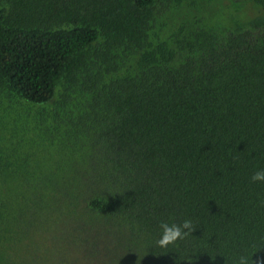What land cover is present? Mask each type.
<instances>
[{
	"label": "trees",
	"instance_id": "1",
	"mask_svg": "<svg viewBox=\"0 0 264 264\" xmlns=\"http://www.w3.org/2000/svg\"><path fill=\"white\" fill-rule=\"evenodd\" d=\"M213 1L0 0V264H264V0Z\"/></svg>",
	"mask_w": 264,
	"mask_h": 264
},
{
	"label": "clouds",
	"instance_id": "2",
	"mask_svg": "<svg viewBox=\"0 0 264 264\" xmlns=\"http://www.w3.org/2000/svg\"><path fill=\"white\" fill-rule=\"evenodd\" d=\"M250 181L254 183H264V168H257L251 175ZM160 235L156 240V245L165 249L170 245L176 244L179 240L186 237L193 231L192 221L188 218L181 220L179 223L175 220L159 221ZM237 264H249V260L246 256H241Z\"/></svg>",
	"mask_w": 264,
	"mask_h": 264
},
{
	"label": "rangeland",
	"instance_id": "3",
	"mask_svg": "<svg viewBox=\"0 0 264 264\" xmlns=\"http://www.w3.org/2000/svg\"><path fill=\"white\" fill-rule=\"evenodd\" d=\"M226 0H215L213 2H211V4L209 5V10L213 11V12H217V11H223V12H227V11H236V7L237 4L239 2L235 1V0H227L228 3L225 2ZM26 6V5H24ZM245 6V5H243ZM28 16L27 17H33V18H37V19H41L43 14L40 12H36V14L32 15L27 13ZM114 259V258H113Z\"/></svg>",
	"mask_w": 264,
	"mask_h": 264
}]
</instances>
